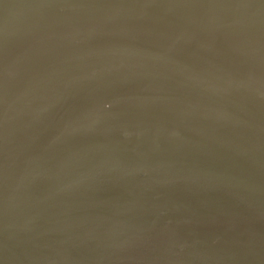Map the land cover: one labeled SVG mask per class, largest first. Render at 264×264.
Instances as JSON below:
<instances>
[{"label": "water", "instance_id": "water-1", "mask_svg": "<svg viewBox=\"0 0 264 264\" xmlns=\"http://www.w3.org/2000/svg\"><path fill=\"white\" fill-rule=\"evenodd\" d=\"M0 264H264V0H0Z\"/></svg>", "mask_w": 264, "mask_h": 264}]
</instances>
